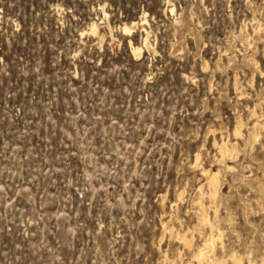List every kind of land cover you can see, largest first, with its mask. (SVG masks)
<instances>
[{"label": "rangeland", "instance_id": "rangeland-1", "mask_svg": "<svg viewBox=\"0 0 264 264\" xmlns=\"http://www.w3.org/2000/svg\"><path fill=\"white\" fill-rule=\"evenodd\" d=\"M262 110L264 0H0V264H201L200 199L260 262Z\"/></svg>", "mask_w": 264, "mask_h": 264}, {"label": "bare ground", "instance_id": "bare-ground-1", "mask_svg": "<svg viewBox=\"0 0 264 264\" xmlns=\"http://www.w3.org/2000/svg\"><path fill=\"white\" fill-rule=\"evenodd\" d=\"M171 10H175L174 9V7H172V9ZM146 18V17H145ZM142 20H144V19H142ZM178 20V19H177ZM177 22V21H176ZM179 23V22H178ZM183 23H185V22H183ZM182 23V24H183ZM191 24V23H190ZM188 25V24H187ZM99 26V23L96 21V20H92V22L90 23V30H91V32H93V33H97L98 32V27ZM191 26H192V24H191ZM243 26V25H242ZM132 27L133 26H130V25H128V24H124V30L125 31H130L131 29H132ZM178 27V26H177ZM182 27H184V26H182ZM257 27V26H256ZM263 29V28H262ZM192 30V29H191ZM242 30V29H241ZM257 30V29H256ZM258 31V30H257ZM241 33V32H240ZM255 33V32H254ZM249 34H247V36H248ZM255 35V34H254ZM260 35V34H259ZM246 37V36H245ZM251 37V36H250ZM253 37V36H252ZM256 37V36H255ZM258 37V36H257ZM259 38V37H258ZM243 39V38H242ZM241 40V39H240ZM249 41H250V39H248ZM247 41V40H246ZM248 41V42H249ZM241 42V41H240ZM130 43H132V42H130ZM143 43H145V45H148V36H146L145 38H144V42ZM243 43V42H242ZM258 44V43H257ZM242 45V44H241ZM250 46H252V43L251 44H249ZM249 45L247 46V47H249ZM256 45V44H255ZM243 46H245V44L243 45ZM256 46H258V45H256ZM244 48V47H243ZM251 48V47H250ZM134 50H135V53L136 54H139V53H141V50H142V47L141 46H137V47H134ZM229 57V56H228ZM247 58V57H246ZM251 58V57H250ZM232 59V58H231ZM249 59V58H248ZM249 61V60H248ZM254 61V60H253ZM252 61V62H253ZM254 63V62H253ZM254 65V64H253ZM256 65V64H255ZM255 67V66H254ZM235 80H237V79H235ZM238 81V80H237ZM241 85V84H240ZM239 85V86H240ZM237 87V86H236ZM242 87V86H241ZM238 90V89H237ZM260 102H261V100H260ZM260 104V103H259ZM257 108V107H256ZM252 109H254V108H252ZM261 109V108H260ZM249 110H251V109H249ZM262 111H264V110H262ZM253 112H255V111H253ZM259 112V111H258ZM261 112V111H260ZM262 113V112H261ZM251 114H254V113H251ZM250 114V115H251ZM258 114H260V113H258ZM264 115V114H263ZM256 116V115H255ZM260 116V115H259ZM262 117V116H261ZM246 118V117H245ZM250 118V117H249ZM252 118V117H251ZM263 118V117H262ZM247 119V118H246ZM245 119V120H246ZM243 120V119H242ZM244 120V121H245ZM256 120V119H255ZM239 121V120H238ZM264 121V120H263ZM243 122V121H242ZM245 122H247V121H245ZM260 122H262V120L260 121ZM253 123V122H252ZM245 124V123H244ZM258 124H259V121H256L255 123H253V127L250 125V127H252L253 129H255L257 126H258ZM246 125V124H245ZM244 125V126H245ZM259 125H261V123L259 124ZM241 126H242V128H243V124H241ZM240 126V127H241ZM248 126H249V124H248ZM246 127V126H245ZM260 127H262V126H259L258 128H260ZM251 128V129H252ZM244 129V128H243ZM251 129H250V131H251ZM247 130V129H246ZM245 130V131H246ZM249 130V129H248ZM260 130V129H259ZM262 130V129H261ZM242 132V129L240 130V128H239V126H237V128H236V134H239V133H241ZM257 132H259L258 130H257ZM252 133L254 134V136H255V138L256 137H259L258 136V134L256 133L255 134V131L253 132L252 131ZM261 134V133H260ZM242 135V134H241ZM249 135V134H248ZM246 136V135H245ZM253 136V137H254ZM235 137V136H234ZM240 137V136H239ZM244 137V136H243ZM249 137V136H248ZM250 137H252V136H250ZM240 138H242V137H240ZM227 139H229V138H227ZM239 139V138H238ZM243 139V138H242ZM253 139V138H252ZM258 139V138H257ZM257 139H255V141L257 140ZM224 140H225V138H224ZM233 140V139H232ZM235 140H236V137H235ZM246 140H248V138L246 139ZM254 140V139H253ZM252 140V141H253ZM226 141V140H225ZM229 141V140H228ZM252 141H250V142H252ZM255 141L253 142V143H255ZM221 143H223V144H221V145H219V147H220V149H219V151H220V153H221V157L220 156H218V160H219V157L221 158V160L223 161V163L222 164H224V159H226V156L228 155V154H234L235 153V151H236V149H237V147H235V146H237V145H235V146H233V147H230L229 145H228V143H226V142H222V141H220ZM249 142V143H250ZM256 142H258V140L256 141ZM214 143H215V141H214ZM217 143V142H216ZM240 143V142H239ZM246 143V142H245ZM229 144H230V142H229ZM231 144H232V141H231ZM235 144H237V142L235 143ZM242 144H244V143H242ZM241 144V145H242ZM262 144H263V142H262ZM245 145V144H244ZM243 145V146H244ZM253 145V144H252ZM239 146H240V144H239ZM238 146V147H239ZM257 146V145H256ZM256 146H254V147H256ZM261 146V145H260ZM217 147V146H216ZM218 147V148H219ZM258 147H259V145H258ZM249 148V147H248ZM239 149V148H238ZM237 149V150H238ZM253 150H254V148H253ZM258 150V149H257ZM240 151V150H239ZM250 151V150H249ZM259 151V150H258ZM243 152V151H242ZM245 152V151H244ZM241 153V152H240ZM253 153V152H252ZM201 154V153H200ZM237 154H239L238 152H237ZM255 154V153H254ZM261 154V153H260ZM198 155V154H197ZM259 154H257L256 156H258ZM217 156V155H216ZM248 156V155H247ZM202 157V156H201ZM232 157V156H231ZM240 157H242V156H240ZM264 157V156H263ZM197 159H199L200 158V156H199V158H198V156L196 157ZM230 158V157H229ZM232 158H234V157H232ZM232 158H230V159H232ZM238 158H239V156H238ZM237 158V159H238ZM258 158V157H257ZM242 159V158H241ZM263 159V158H262ZM261 159V160H262ZM217 160V161H218ZM260 160V159H259ZM214 161V160H213ZM226 161V160H225ZM234 161V160H233ZM256 161V160H255ZM197 162V161H196ZM218 162H220V161H218ZM217 163V162H216ZM201 164V162H199V165ZM229 164V163H228ZM227 163H226V166L228 167V168H233V166L232 165H228ZM245 164V163H244ZM248 165H250V164H247V166ZM262 165V164H261ZM196 166H197V163H196ZM259 166V165H258ZM263 166V165H262ZM199 167V166H198ZM209 167V166H208ZM217 167V166H216ZM209 168H211V167H209ZM218 168V167H217ZM221 168V167H220ZM242 168H243V166H242ZM202 169V168H201ZM244 169H245V167H244ZM252 169V168H251ZM262 169V168H261ZM260 169V170H261ZM233 170V169H232ZM237 170V169H236ZM241 170H243V169H241ZM223 171V170H222ZM224 171H226V169H224ZM223 171V172H224ZM262 171V170H261ZM263 171H264V169H263ZM263 171H262V176L264 175V173H263ZM200 172H202L201 170H200ZM199 172V173H200ZM203 172H204V174L208 177V182H209V185H210V193H209V195H210V199L212 200H214V199H217L218 198V196H219V194H220V191L219 190H221V189H219V184L221 183L220 182V172L221 171H219V169L217 170V171H213L212 169H208V168H203ZM223 172H221V173H223ZM252 172V171H251ZM225 173H227V172H225ZM255 173V172H254ZM256 174V173H255ZM226 175V174H225ZM224 175V176H225ZM249 175H251V174H249ZM200 176V175H199ZM201 176H204V175H201ZM205 176V177H206ZM223 176V177H224ZM257 176V175H256ZM245 177V176H244ZM250 177V176H249ZM253 177V176H252ZM258 177V176H257ZM256 177V178H257ZM259 177H261V176H259ZM201 178V177H200ZM242 179V178H241ZM254 179V178H253ZM261 179V178H260ZM239 180V179H238ZM255 180V179H254ZM221 181H222V179H221ZM244 182V181H243ZM262 182H264V181H262ZM257 183H259V182H257ZM261 183V182H260ZM204 184V183H203ZM249 184V183H248ZM201 185V184H200ZM251 185H252V183H251ZM256 185H258V184H256ZM263 185V184H262ZM261 185V186H262ZM207 186H208V184H207ZM199 187V186H198ZM202 187V186H201ZM263 187V186H262ZM250 188H251V186H250ZM261 187L259 186V189H260ZM198 189V188H197ZM201 189H203V188H199V190L201 191ZM262 189V188H261ZM185 190V189H184ZM263 190V189H262ZM179 191V190H178ZM200 191H199V193H200ZM183 192V191H182ZM204 192V191H203ZM264 192V191H263ZM262 192V193H263ZM259 193V192H258ZM177 194H178V192H177ZM179 195V194H178ZM182 195V193L180 194V196ZM259 195V194H258ZM179 196V197H180ZM199 196V195H198ZM204 196V195H203ZM206 196V195H205ZM204 196V197H205ZM256 196V195H255ZM200 197H202V195L200 196ZM261 197H263V196H260V198ZM208 198H209V196H208ZM208 198H205L206 200L208 199ZM259 198V197H258ZM176 199V198H175ZM178 199V198H177ZM262 199V198H261ZM179 200V199H178ZM198 200H199V198H198ZM259 200V199H258ZM264 200V199H263ZM220 201V200H219ZM260 201V200H259ZM262 201V200H261ZM175 202V201H174ZM198 202V204L200 205V212L198 213V215H199V219H200V221L206 226V224H208L209 225V227H210V232H209V234L208 235H204L205 236V239H204V242L203 243H201V245L200 246H198L197 248H196V250H195V252L192 254L197 260H199L200 262H201V264H226V263H228L227 262V260L228 259H231V262H232V264H242V260H243V255H245V254H243V255H241V254H239L237 251H235V249L232 251V252H229L228 254H226V252H225V254H222V255H218L219 253H221V251H225V246H226V244H225V242H224V239H223V235H224V233H223V230L218 226V224L217 223H219V222H217V221H219V220H217V219H220V218H216L215 217V219H211L212 217H214V216H212L211 218L210 217H208L209 216V214H207V210H205V206H204V203H203V201H202V199H200L199 201H197ZM212 202V201H211ZM210 202V203H211ZM215 202V201H214ZM220 203V202H219ZM262 203V202H261ZM213 205H216V203L215 204H213ZM262 205V204H261ZM198 206V205H197ZM209 206V205H208ZM218 207V206H217ZM264 207V206H263ZM207 208V207H206ZM213 208V207H212ZM209 209H211V208H209L208 207V210ZM214 209V208H213ZM217 210H219V209H215V212H216V214H217ZM221 210V209H220ZM207 211V212H206ZM226 211V210H225ZM211 213V212H210ZM221 214H223V213H221ZM217 216V215H216ZM198 220V219H197ZM233 220V219H232ZM164 221V220H163ZM163 225H164V232H168L169 231V236H170V234H171V236H177L178 237V239L180 238L182 241H184V243L187 245H189V246H192V248H193V242H192V239L190 238V237H188V235L187 234H182L181 232H175V230H174V226L173 225H171V226H169V223H167V222H165L164 221V223H163ZM199 225V224H198ZM197 225V226H198ZM194 226V225H193ZM203 226V225H202ZM201 227V226H200ZM199 228V227H198ZM205 229H206V227H204ZM200 230V229H199ZM203 230V229H202ZM177 231H179V230H177ZM206 231V230H205ZM207 231H209V230H207ZM184 232V231H183ZM188 232V231H187ZM190 232V231H189ZM194 232H196V230L194 231ZM192 233V232H191ZM198 233V232H197ZM196 233V235H198ZM203 233V232H202ZM234 233H236V232H234ZM193 234V233H192ZM164 235V234H163ZM162 235V236H163ZM195 235V234H194ZM193 235V236H194ZM199 235H202L201 233H199ZM191 236V235H190ZM192 236V237H193ZM236 238V237H235ZM239 239V238H238ZM194 241V240H193ZM221 243L220 244V246H219V243ZM184 244V245H185ZM187 245V246H188ZM197 245V244H196ZM186 246V247H187ZM188 246V247H189ZM218 247H220L222 250L221 251H219V253H217V249H218ZM229 247V246H228ZM191 248V247H190ZM230 248V247H229ZM239 248V247H238ZM185 249V248H184ZM187 249H189V248H187ZM194 249V248H193ZM252 249V248H251ZM250 249V250H251ZM220 250V249H219ZM164 251V250H163ZM193 251V250H192ZM182 253V252H181ZM184 253V252H183ZM167 256L166 257H164L165 259L162 261V262H166V261H168L169 259H170V257H168V254H167V252L165 253ZM176 254V253H175ZM180 254V253H179ZM250 253H248V254H246V255H249ZM184 255V254H183ZM245 255V256H246ZM180 256V255H179ZM178 257V256H177ZM181 257H182V255H181ZM184 257V256H183ZM175 258V257H174ZM246 258V257H245ZM177 259H179V258H177ZM261 259V261L260 262H257V261H255L254 260V258L252 259V258H250L249 257V263L248 264H264V256L262 257V258H260ZM172 260H174V259H172ZM181 260V259H180ZM183 262V261H182ZM199 262V263H200ZM182 264V263H181ZM189 264V263H188ZM244 264V263H243Z\"/></svg>", "mask_w": 264, "mask_h": 264}]
</instances>
